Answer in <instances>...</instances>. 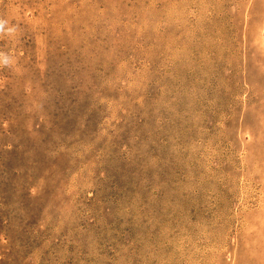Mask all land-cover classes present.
Masks as SVG:
<instances>
[{"label": "rangeland", "instance_id": "rangeland-1", "mask_svg": "<svg viewBox=\"0 0 264 264\" xmlns=\"http://www.w3.org/2000/svg\"><path fill=\"white\" fill-rule=\"evenodd\" d=\"M0 264H264V0H0Z\"/></svg>", "mask_w": 264, "mask_h": 264}]
</instances>
